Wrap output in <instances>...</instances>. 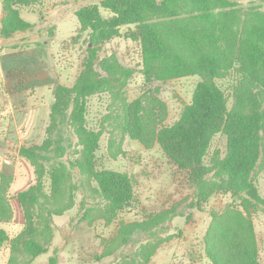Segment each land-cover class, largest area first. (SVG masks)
Returning a JSON list of instances; mask_svg holds the SVG:
<instances>
[{
	"label": "trees",
	"instance_id": "16d2710c",
	"mask_svg": "<svg viewBox=\"0 0 264 264\" xmlns=\"http://www.w3.org/2000/svg\"><path fill=\"white\" fill-rule=\"evenodd\" d=\"M35 1L2 0L1 38L33 27L22 17V8ZM102 9L109 15H103ZM75 15L80 29L88 31L87 53L74 83L55 85L41 142L19 146L17 154L33 167L35 180L16 194L23 229L10 237L0 227V248H9L6 264H30L47 252L53 237V216L74 206L75 192L88 191L106 224L133 199L132 182L126 173L96 168L95 152L103 130L91 129L86 123L89 97L113 86L114 79L129 76L130 70L113 56L100 63L104 73L95 68L98 44L122 35L140 43L145 65L158 69L162 79L199 77L192 102L179 119L155 133L156 142L185 173L193 192L188 202H176L141 220L120 221L114 234L103 239L105 254L112 255L129 244L135 233L143 232L147 238L122 264H147L171 239L170 235L161 237L160 230L173 217L182 215L183 203L199 209L211 197L229 194L232 202L210 211L203 237L205 257L211 264H260L253 216L264 214V197L256 185L264 171L261 5L242 7L234 0H101L80 7ZM124 26L128 30L123 34ZM227 76L232 77L229 93L218 84ZM123 121L121 128L131 138L141 140L135 102L124 110ZM218 134L226 138L223 151L210 149ZM72 136L75 147L64 161ZM10 181L8 171L0 172V223L12 219L6 197ZM85 197L81 209L92 210L94 205L87 206ZM56 252L47 264L56 262Z\"/></svg>",
	"mask_w": 264,
	"mask_h": 264
},
{
	"label": "rangeland",
	"instance_id": "374dc122",
	"mask_svg": "<svg viewBox=\"0 0 264 264\" xmlns=\"http://www.w3.org/2000/svg\"><path fill=\"white\" fill-rule=\"evenodd\" d=\"M100 1L37 0L22 8V17L33 23V27L9 38L0 37V172L11 174L6 197L12 211V219L0 223V227L10 237L24 226L16 194L35 180L33 167L17 154L19 146L41 142L55 85L71 86L76 80L87 53L88 31L80 29L75 11ZM234 1L242 7L260 4L264 10V0ZM101 11L109 15L107 10ZM2 16L0 0V20ZM127 30L128 26L122 27L123 34ZM111 56L130 70L129 76L114 79L113 86L89 97L86 123L91 129L103 130L95 152L96 168L126 173L132 182L133 199L112 223L106 224L99 218L98 206L87 195L88 191L75 192L74 206L62 215L53 216V237L47 252L35 257L30 264H47L55 249L54 264H122L147 236L143 232L135 233L129 244L106 255L103 239L114 234L120 221L141 220L149 213L184 199L188 202L192 197L193 190L185 173L165 155L155 140V133L179 119L184 107L192 102L199 77L162 79L158 69L145 65L140 43L124 35L98 44L95 68L102 72L100 63ZM231 79L227 76L218 81L226 93L231 90ZM132 102L136 104L141 140L131 138L127 130L121 128L125 126L124 110ZM75 141L72 136V147L63 156L64 161L71 157ZM225 143L226 138L218 134L210 149L223 151ZM45 183H49L47 178ZM256 185L264 197V171L259 173ZM84 197L87 206L94 205L92 210L81 209ZM232 200L229 194L216 195L199 209L188 208L183 203L182 215L173 217L167 227L160 230L161 237L170 235L171 239L157 249L147 264H211L203 247L210 211L221 210ZM253 222L260 264H263L264 214L254 215ZM8 257L9 248L4 245L0 248V264H6Z\"/></svg>",
	"mask_w": 264,
	"mask_h": 264
}]
</instances>
